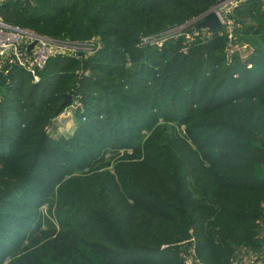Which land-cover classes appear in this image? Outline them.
<instances>
[{"label":"trees","instance_id":"16d2710c","mask_svg":"<svg viewBox=\"0 0 264 264\" xmlns=\"http://www.w3.org/2000/svg\"><path fill=\"white\" fill-rule=\"evenodd\" d=\"M222 1L2 2L9 25L98 46L51 57L38 83L0 65V264H186L191 251L203 264H232L243 250L260 257L264 1L232 8L231 40L225 26L188 27ZM179 28L161 45L141 44ZM236 42L247 58L229 56ZM70 107L75 137L54 141L47 129ZM108 149L123 153L102 164ZM112 187L139 212L112 214ZM44 204L69 214L51 242L27 216Z\"/></svg>","mask_w":264,"mask_h":264},{"label":"built area","instance_id":"2783aa9c","mask_svg":"<svg viewBox=\"0 0 264 264\" xmlns=\"http://www.w3.org/2000/svg\"><path fill=\"white\" fill-rule=\"evenodd\" d=\"M3 1L4 0H0V6ZM243 1L246 0H224L220 4L219 8H217L215 11L218 17L221 13L222 15H226V13H228L229 16L232 8L236 7ZM226 6L227 12L226 10H222V7ZM199 17L193 18L189 24H197ZM227 20H229L227 23L230 25V27H232L233 23L229 17ZM180 29L183 28L175 30L172 29L155 37L142 38L141 44L147 45L158 43L161 45L165 38L177 33L180 31ZM228 38L230 40L233 38L232 32L228 33ZM32 43H34L33 48L28 50V46ZM97 46L98 44H96L94 41L79 44L49 38L18 26L9 25L3 22L0 18V65L8 62L9 64L19 66L32 77L34 83L39 82V73L45 68L51 57L55 55H74L78 57L79 52L91 53L96 49ZM229 47L232 48V45H229ZM229 51L230 49H228V52ZM259 238L262 240L264 248V223L260 225ZM253 258L254 257H252V260H249L250 258H247L244 252H241L240 254H237L233 262L234 264H247L249 262H253ZM185 262L186 264H203L196 257L194 251H191L185 255ZM263 262L264 252L260 255V257H258V264H262Z\"/></svg>","mask_w":264,"mask_h":264},{"label":"rangeland","instance_id":"374dc122","mask_svg":"<svg viewBox=\"0 0 264 264\" xmlns=\"http://www.w3.org/2000/svg\"><path fill=\"white\" fill-rule=\"evenodd\" d=\"M226 9L227 6L222 7V10H226ZM219 18L223 23L222 26H225V28L227 29V33L232 32L233 35L234 33L233 29L227 23V21H229L227 20L228 13H226V15H222L221 13ZM196 25L197 24L195 25L189 24L188 27L193 28L196 27ZM238 38L239 36L234 40H237ZM228 49H230L228 54L231 57L237 55L241 59H245L250 54V51L246 47V45L239 42H236L232 46V48L229 47ZM74 113L75 112L73 107L66 109L48 127L47 133L49 134L50 137L54 138V141H59V139L69 140L72 137H75V133L77 130L76 124L78 121L74 116ZM169 128H170L168 129V133L170 134L169 136L172 138L171 140L176 143V139L178 138L177 135H179L177 134L178 133L177 131H179L180 129L173 130L172 125L169 126ZM117 150H120L117 151V153L119 152V155H117L116 152L110 151L109 149L102 150V152L98 155V158L102 160V164H108V163L112 164L123 153V150L121 149H117ZM96 166L97 163L93 165V168ZM103 171L108 175L110 184L112 182H116V176L111 169V165H109L107 168L105 167ZM75 174H78V172H75ZM117 193H118L117 188L112 187L110 193H107L106 194L107 197L105 198L106 201L111 203L113 206V209L110 210L112 214H116L117 217L125 218L127 216H133L134 214H137L139 212L137 205H134L132 202L117 200L118 197ZM27 216L29 218L34 217V222H36V226L33 225L32 228L35 229L36 236L45 242H51L56 234H58L61 230H66V225L69 221V214L65 209L60 210V208L56 207L50 210L48 209L47 204L41 205L38 208H33V209L31 208V210L27 213ZM5 264H9L7 258ZM262 264H264V262Z\"/></svg>","mask_w":264,"mask_h":264},{"label":"water","instance_id":"95a60500","mask_svg":"<svg viewBox=\"0 0 264 264\" xmlns=\"http://www.w3.org/2000/svg\"><path fill=\"white\" fill-rule=\"evenodd\" d=\"M25 3H30V0H24ZM223 2V1H222ZM215 5L211 9H209L207 12H205L203 15L199 17V20L197 22V25L195 27L196 30H214L222 27V22L219 19L216 9L219 8L220 4ZM34 46V43L28 46V50L32 49ZM70 100V96H65V103H67Z\"/></svg>","mask_w":264,"mask_h":264},{"label":"crops","instance_id":"0c3cea01","mask_svg":"<svg viewBox=\"0 0 264 264\" xmlns=\"http://www.w3.org/2000/svg\"><path fill=\"white\" fill-rule=\"evenodd\" d=\"M242 252H244L246 254V257L247 258H250L249 260H252V257H254L253 258V262H249L247 264H258V257H257V255H255V254H253V253H251L249 251H245V250H243ZM233 264H234V262H233Z\"/></svg>","mask_w":264,"mask_h":264}]
</instances>
